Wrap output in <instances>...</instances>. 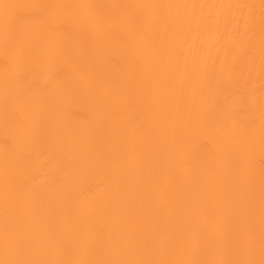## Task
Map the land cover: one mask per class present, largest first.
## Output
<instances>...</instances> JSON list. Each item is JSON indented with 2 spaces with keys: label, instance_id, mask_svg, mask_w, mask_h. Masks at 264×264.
I'll return each instance as SVG.
<instances>
[{
  "label": "bare ground",
  "instance_id": "1",
  "mask_svg": "<svg viewBox=\"0 0 264 264\" xmlns=\"http://www.w3.org/2000/svg\"><path fill=\"white\" fill-rule=\"evenodd\" d=\"M264 0H0V264H262Z\"/></svg>",
  "mask_w": 264,
  "mask_h": 264
},
{
  "label": "snow or ice",
  "instance_id": "2",
  "mask_svg": "<svg viewBox=\"0 0 264 264\" xmlns=\"http://www.w3.org/2000/svg\"><path fill=\"white\" fill-rule=\"evenodd\" d=\"M262 264H264V262H262Z\"/></svg>",
  "mask_w": 264,
  "mask_h": 264
}]
</instances>
